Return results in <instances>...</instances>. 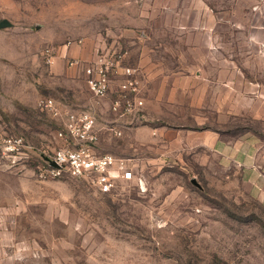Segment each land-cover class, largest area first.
I'll return each mask as SVG.
<instances>
[{"label":"rangeland","instance_id":"374dc122","mask_svg":"<svg viewBox=\"0 0 264 264\" xmlns=\"http://www.w3.org/2000/svg\"><path fill=\"white\" fill-rule=\"evenodd\" d=\"M262 3L0 0V21L12 23L0 27V134L38 147L57 145L62 126L42 98L111 119L89 90L91 61L71 65L70 49H183L179 25L195 41L203 6L220 17L225 64L213 67L205 46L204 79L192 76L154 121L121 136L104 127L98 150L128 159L135 176L111 194L82 178H38L34 163L0 166V264H264V45L249 39Z\"/></svg>","mask_w":264,"mask_h":264},{"label":"built area","instance_id":"2783aa9c","mask_svg":"<svg viewBox=\"0 0 264 264\" xmlns=\"http://www.w3.org/2000/svg\"><path fill=\"white\" fill-rule=\"evenodd\" d=\"M127 55L123 49L105 48L85 67L89 90L97 99L108 95L112 76L123 69L120 95L112 105V111L123 118L140 111L143 106V100L136 97L139 92L136 68L122 67ZM80 63L78 59L70 60L71 65ZM38 106L61 123L54 135L58 144L46 149L33 145L22 135L0 134V166L24 170L34 163L33 170L38 178H82L90 180L103 194H111L121 183L134 179L128 159L98 150L100 133L93 110L65 108L52 97L42 98ZM108 129L118 136L124 131L123 125L117 124Z\"/></svg>","mask_w":264,"mask_h":264},{"label":"crops","instance_id":"0c3cea01","mask_svg":"<svg viewBox=\"0 0 264 264\" xmlns=\"http://www.w3.org/2000/svg\"><path fill=\"white\" fill-rule=\"evenodd\" d=\"M203 8V6L198 7L196 12L198 22L191 27V29H194V32L192 31L193 34L197 37L195 41L189 42L186 40V36L188 35V33H186V28H188V26L184 24L179 25V28L183 32L179 38L183 49L165 46V50H160L157 48L159 46L155 45V43H152V45L149 44L147 47L143 41H134L137 43L136 48H138V50H134L133 48V52L128 53L127 58L122 62V67L136 68V78L139 85V92L136 97L143 100V106L140 111L124 118L118 117L116 113L112 111V105L120 95V84L124 79L122 73L123 69H120L118 74L112 76L108 95L102 99H98L109 105L110 114H112L111 119L105 122V126H102L98 121L99 133L104 127H109L113 124L119 126L123 125V128L126 129V126L128 125L152 122L156 118V114L162 110L161 108H158L161 107V104L162 106L167 104L172 105L173 101L181 99L182 92L190 90V85L187 81L190 80L192 76L197 79H204V65L206 64L207 59L202 52V48L205 46L212 51L209 54L212 56H207V58L209 57L212 60L213 67L216 66L221 68L222 65H225L221 64V57L219 55L221 45L218 41V36L220 34L217 26L220 17L214 12H210ZM258 8L260 10L256 11L257 14L260 15L259 17L262 19V23H254L251 26L254 33L251 34L249 39L251 42L262 43V45H264V39L257 35V32L259 31L264 32V3H262V6L254 5V10ZM205 16H210V18H212L211 24H206L204 21ZM204 35H207L206 40L203 38ZM187 44H189L190 47H187ZM67 55L73 57V59L83 61H92L95 57L86 47L78 50L70 49ZM59 62L60 59L57 61V66L59 65ZM218 80L220 81L219 77ZM260 89H262V87ZM90 109L93 110L92 108Z\"/></svg>","mask_w":264,"mask_h":264},{"label":"water","instance_id":"95a60500","mask_svg":"<svg viewBox=\"0 0 264 264\" xmlns=\"http://www.w3.org/2000/svg\"><path fill=\"white\" fill-rule=\"evenodd\" d=\"M8 26H12V23L9 20L3 19L2 21H0V27H8ZM193 181L196 182L195 180Z\"/></svg>","mask_w":264,"mask_h":264}]
</instances>
